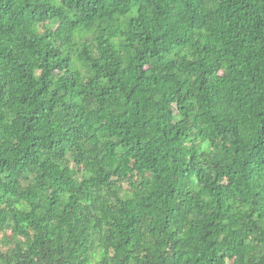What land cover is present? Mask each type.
Instances as JSON below:
<instances>
[{"label": "trees", "instance_id": "1", "mask_svg": "<svg viewBox=\"0 0 264 264\" xmlns=\"http://www.w3.org/2000/svg\"><path fill=\"white\" fill-rule=\"evenodd\" d=\"M0 264H264V0H0Z\"/></svg>", "mask_w": 264, "mask_h": 264}]
</instances>
